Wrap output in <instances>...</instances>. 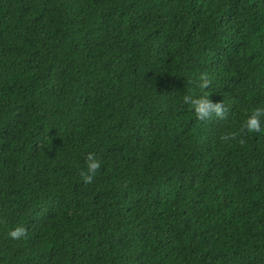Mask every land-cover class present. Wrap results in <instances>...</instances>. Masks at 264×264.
<instances>
[{
	"label": "trees",
	"instance_id": "16d2710c",
	"mask_svg": "<svg viewBox=\"0 0 264 264\" xmlns=\"http://www.w3.org/2000/svg\"><path fill=\"white\" fill-rule=\"evenodd\" d=\"M258 106L264 0H0V264H264Z\"/></svg>",
	"mask_w": 264,
	"mask_h": 264
},
{
	"label": "clouds",
	"instance_id": "9594fccd",
	"mask_svg": "<svg viewBox=\"0 0 264 264\" xmlns=\"http://www.w3.org/2000/svg\"><path fill=\"white\" fill-rule=\"evenodd\" d=\"M212 81L208 73H203L199 77L198 87L201 89L202 95L194 97L185 95L183 103L188 106V110L193 112L199 121L211 119L213 116L219 120L227 119L229 109L223 102H213L206 91L210 88ZM246 118L239 126L238 130H229L221 134L220 140L225 144L232 146L233 142L239 145H244L245 137L248 134H264V106L253 108L250 113L245 111ZM86 168L80 172L83 181L91 183L95 175L101 169V161L96 158L95 153H89L86 156ZM13 240H19L27 235V229L17 226L8 233Z\"/></svg>",
	"mask_w": 264,
	"mask_h": 264
}]
</instances>
